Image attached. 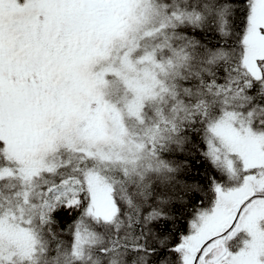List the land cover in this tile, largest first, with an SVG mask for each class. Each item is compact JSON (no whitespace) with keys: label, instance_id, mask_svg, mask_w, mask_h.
<instances>
[{"label":"snow or ice","instance_id":"6c2138e0","mask_svg":"<svg viewBox=\"0 0 264 264\" xmlns=\"http://www.w3.org/2000/svg\"><path fill=\"white\" fill-rule=\"evenodd\" d=\"M0 264H264V0H0Z\"/></svg>","mask_w":264,"mask_h":264}]
</instances>
